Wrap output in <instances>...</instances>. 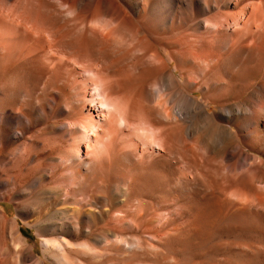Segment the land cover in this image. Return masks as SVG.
<instances>
[{"label": "bare ground", "instance_id": "1", "mask_svg": "<svg viewBox=\"0 0 264 264\" xmlns=\"http://www.w3.org/2000/svg\"><path fill=\"white\" fill-rule=\"evenodd\" d=\"M3 203L0 264H264V0H0Z\"/></svg>", "mask_w": 264, "mask_h": 264}, {"label": "rangeland", "instance_id": "2", "mask_svg": "<svg viewBox=\"0 0 264 264\" xmlns=\"http://www.w3.org/2000/svg\"><path fill=\"white\" fill-rule=\"evenodd\" d=\"M197 100L201 101V97H199L198 95L196 96ZM207 112L211 113L214 109L210 107H207ZM11 147H14L16 144L14 142H12ZM2 210L6 211L10 217L15 218L16 217V208L13 204L11 203H3L2 206L0 207ZM21 228L23 229V232L25 234V236L28 238V240L30 241V244L32 246L35 247L36 249V253L39 257H42V242L41 240L37 237L36 232L27 227L26 225L21 223ZM49 264V263H47Z\"/></svg>", "mask_w": 264, "mask_h": 264}]
</instances>
